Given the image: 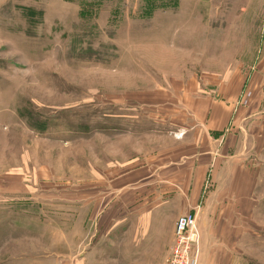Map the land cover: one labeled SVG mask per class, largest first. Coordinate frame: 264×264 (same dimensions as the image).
I'll use <instances>...</instances> for the list:
<instances>
[{
  "label": "rangeland",
  "instance_id": "obj_1",
  "mask_svg": "<svg viewBox=\"0 0 264 264\" xmlns=\"http://www.w3.org/2000/svg\"><path fill=\"white\" fill-rule=\"evenodd\" d=\"M187 213L264 264V0H0V264H166Z\"/></svg>",
  "mask_w": 264,
  "mask_h": 264
},
{
  "label": "built area",
  "instance_id": "obj_2",
  "mask_svg": "<svg viewBox=\"0 0 264 264\" xmlns=\"http://www.w3.org/2000/svg\"><path fill=\"white\" fill-rule=\"evenodd\" d=\"M176 244L166 260V264H196L194 246L199 240L196 218L187 213L179 216L175 222Z\"/></svg>",
  "mask_w": 264,
  "mask_h": 264
},
{
  "label": "crops",
  "instance_id": "obj_3",
  "mask_svg": "<svg viewBox=\"0 0 264 264\" xmlns=\"http://www.w3.org/2000/svg\"><path fill=\"white\" fill-rule=\"evenodd\" d=\"M214 114V109H212V115ZM144 222V221H143ZM145 226V233H146V231H148L149 229H150V227H152L156 232H157V237H156V241H160V242H158V244H159V246H160V248H164L165 249V244H164V241H161L162 240V238H163V235L162 234H164L165 233V227L163 226V225H161V222H157L156 224H152V225H150L149 223H148V221H146V223H144V224H141V226ZM168 229H169V231L167 230V232H168V235H167V237H171L172 236V233H173V230H174V226H173V224L170 226V225H168ZM144 233V234H145ZM140 242V241H139ZM138 242V240H137V244L139 243ZM153 242H155L154 240H153ZM161 253L162 252H164V250H162V251H160ZM162 258H163V256H162Z\"/></svg>",
  "mask_w": 264,
  "mask_h": 264
}]
</instances>
